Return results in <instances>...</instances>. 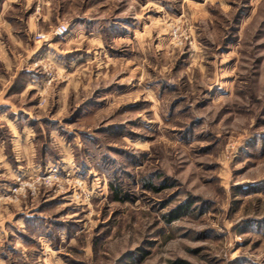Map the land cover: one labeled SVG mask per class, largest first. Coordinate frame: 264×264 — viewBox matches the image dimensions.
I'll return each mask as SVG.
<instances>
[{
	"label": "rangeland",
	"instance_id": "rangeland-1",
	"mask_svg": "<svg viewBox=\"0 0 264 264\" xmlns=\"http://www.w3.org/2000/svg\"><path fill=\"white\" fill-rule=\"evenodd\" d=\"M0 264H264V0H0Z\"/></svg>",
	"mask_w": 264,
	"mask_h": 264
},
{
	"label": "built area",
	"instance_id": "built-area-1",
	"mask_svg": "<svg viewBox=\"0 0 264 264\" xmlns=\"http://www.w3.org/2000/svg\"><path fill=\"white\" fill-rule=\"evenodd\" d=\"M68 32V27L66 25H60L57 27L55 34L57 36H64ZM39 38H45L44 35H38Z\"/></svg>",
	"mask_w": 264,
	"mask_h": 264
},
{
	"label": "trees",
	"instance_id": "trees-1",
	"mask_svg": "<svg viewBox=\"0 0 264 264\" xmlns=\"http://www.w3.org/2000/svg\"><path fill=\"white\" fill-rule=\"evenodd\" d=\"M113 189H115V195H116V197H117V198H120V195H121V194H120L119 188L116 187V188H113ZM121 198H122V197H121ZM121 198H120V199H121ZM182 208H183V207H182ZM185 208H186V210H187V207H184V209H185ZM181 212H183V210H182ZM178 215H179V214H178ZM178 215H177V216H178ZM177 216H170V218H169L168 221H171V219H174V218H176Z\"/></svg>",
	"mask_w": 264,
	"mask_h": 264
}]
</instances>
